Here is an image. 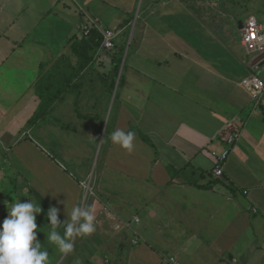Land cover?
<instances>
[{"label":"crops","instance_id":"obj_1","mask_svg":"<svg viewBox=\"0 0 264 264\" xmlns=\"http://www.w3.org/2000/svg\"><path fill=\"white\" fill-rule=\"evenodd\" d=\"M129 1L111 6L109 28L93 15L95 0H0V125L27 121L51 149L34 155L13 136L3 145L4 156L21 159L14 167L5 156L26 189L21 202L40 204L36 220L49 231L50 208L61 224L73 207L93 208L95 233L73 239L62 264H264V94L256 105L243 84L256 73L254 57L199 7L163 0L135 12ZM129 21L139 25L127 40ZM79 25L101 41V30L115 33L114 47L100 43L87 66L72 48L85 36ZM45 75L54 87L44 86ZM118 129L135 133L131 154L111 142ZM233 135L214 177L211 153ZM60 254L50 250L51 264Z\"/></svg>","mask_w":264,"mask_h":264},{"label":"rangeland","instance_id":"obj_2","mask_svg":"<svg viewBox=\"0 0 264 264\" xmlns=\"http://www.w3.org/2000/svg\"><path fill=\"white\" fill-rule=\"evenodd\" d=\"M124 4H122V2ZM163 0H132V6L133 9H136L140 11V7L141 5L146 4L147 2H151V4H156L158 2H161ZM167 1V0H166ZM183 3L188 4L189 6H192L193 8L195 7H199V15L203 17L204 20H213V23H217L218 19H221V21L223 20V24H225V29H227V31L231 30V36L235 37V39H237V41H239V31L237 29V26L235 25L234 21H242L244 22L247 17L252 14L257 20H259L260 22L264 23V0H250V3H246V8L244 9H240L239 10L236 8V10H234L235 12L233 13V11L230 10V8L232 7L231 5L235 4V1L238 0H228L227 2L230 3V5L226 4V0H219L216 7L211 6L212 2H208L209 0H182ZM96 3L101 5V10L97 11L95 9H93V15H99L100 19H101V23L103 24V26L109 27V28H113L116 26L115 22H114V16H115V12H113L112 10V5L114 6L116 3L119 5V8H125V6L129 7L130 6V1L129 0H95ZM100 2V3H99ZM95 4V3H94ZM210 6H209V5ZM110 5V6H108ZM125 5V6H123ZM140 6V7H139ZM208 6V7H207ZM233 10V9H232ZM138 11V17L140 16V12ZM119 12V11H118ZM232 13L234 14V17L232 15ZM118 14V13H117ZM135 15V13H134ZM198 15V16H199ZM124 17V16H123ZM239 17V18H238ZM237 18V19H236ZM138 19V18H137ZM132 21H130V23L126 24L123 32H121V37L122 38H127L128 37H132L133 35V39L136 35V31L138 29V25L139 23L137 22L136 28L132 29ZM120 27H118L117 29H119ZM215 30H220L219 27L214 26ZM131 35V36H130ZM127 40H126V44H127ZM126 48V45H125ZM251 56V55H250ZM63 63H65V60L62 61ZM61 65H65V64H59V66L56 67V69H59V67H61ZM51 72V71H50ZM49 72V73H50ZM52 73V72H51ZM260 78L262 80H264V73H262L260 75ZM43 81H44V85L45 87L47 86H53L51 85L50 82V77L49 75H45V77H43ZM59 83V82H57ZM60 84V83H59ZM57 85H55L56 87ZM54 87V86H53ZM45 102V100H44ZM44 106V111H45V105ZM43 112V107L41 109H39V116L41 115V113ZM27 121H21V124L19 126H8L5 127L3 125H0V141L4 142L1 143L0 142V224H2L3 220L7 217L8 212H7V207H6V202L7 203H11L12 201L15 202L18 199H20V202L22 201L21 198L23 199L24 196L22 195V197L20 198V193H25L24 187L22 186L21 190L17 188V186L19 185L18 182L20 183V179L16 178V176L14 175L16 171H14L13 167H7L8 163L6 160V157L9 158V160H12L13 166L15 167L17 162L20 161L21 159L14 155V156H10V154H6L5 156L3 155V145L7 144V139H9V137L15 138L16 140L19 141V147H27V146H31L33 148H30L31 152L35 155V151H38V153L44 154L45 152L50 153L51 149L48 146V143H46V141L42 138V136L37 135V132H30L28 133L27 131H29L31 129L30 126H26ZM7 128V129H6ZM4 130H12L11 133H7V137L4 138L3 135V131ZM15 132V133H14ZM11 134V135H10ZM15 135V136H14ZM5 139V140H4ZM39 149V150H36ZM18 149H14V151L12 150V153L16 154V151ZM5 151V150H4ZM59 160L60 163L63 165H59L58 163H56V165L63 169L65 168L66 172L72 173V169L70 167H68L61 158H56V161ZM58 161V162H59ZM9 170H8V169ZM11 172H13L14 174H12ZM92 174L94 173V169H92L90 171ZM26 183H30V179H29V175L27 174V172H24L23 174H18ZM90 176V174H89ZM77 177V176H75ZM44 179V178H43ZM18 181V182H17ZM26 183V184H27ZM15 185V186H14ZM23 185V184H22ZM82 189V188H81ZM83 195L85 194V190H83ZM90 192L92 194H94L93 190H90ZM38 196H44L41 192H37ZM40 197V196H39ZM10 207V205H9ZM38 220H36L37 223V228H38V232H37V240L41 243L42 247H44L45 249H47L49 252L51 249H54V245L49 244L48 242V232L49 229L46 226L44 221H40L37 222ZM130 246L127 244V246L124 248L125 249H129ZM124 250H121L122 252ZM120 251V252H121ZM65 255L64 254H60L59 255V259L58 261H56V263L54 264H62V261L65 259ZM101 257L105 258L106 257V253H103L101 255ZM108 259H112L109 260L110 262L113 261V259L116 257V255L114 254H109Z\"/></svg>","mask_w":264,"mask_h":264},{"label":"clouds","instance_id":"obj_3","mask_svg":"<svg viewBox=\"0 0 264 264\" xmlns=\"http://www.w3.org/2000/svg\"><path fill=\"white\" fill-rule=\"evenodd\" d=\"M110 140L129 154L134 150L135 133L132 131L118 129L112 132ZM6 207L8 215L0 224V264H51L49 251L42 247L36 235V217L42 212L40 204L31 198L26 202L18 199L6 202ZM47 219L50 221L48 242L61 254L74 251L73 239L87 238L96 231L94 210L87 205L73 207L70 222H59L56 207L48 210ZM61 225L64 226L63 235L58 231Z\"/></svg>","mask_w":264,"mask_h":264},{"label":"built area","instance_id":"obj_4","mask_svg":"<svg viewBox=\"0 0 264 264\" xmlns=\"http://www.w3.org/2000/svg\"><path fill=\"white\" fill-rule=\"evenodd\" d=\"M91 25L95 28V25ZM237 29L239 31L240 42L245 47L249 55L255 57L264 53V23L258 21L253 15H249L244 22L239 21ZM78 30L83 35H87L90 29H88L87 26L79 25ZM101 34V47L103 49H112L114 47L115 33L111 30H101ZM243 84L255 101L256 105H258L264 94V80H262L258 74L253 73L248 76L246 80H244ZM236 137V135H233L226 139L227 148L222 150V152L217 153L213 151L211 153L216 160V165L212 171V175L214 177H221L223 172V163L229 156V147Z\"/></svg>","mask_w":264,"mask_h":264},{"label":"trees","instance_id":"obj_5","mask_svg":"<svg viewBox=\"0 0 264 264\" xmlns=\"http://www.w3.org/2000/svg\"><path fill=\"white\" fill-rule=\"evenodd\" d=\"M128 17H130L128 20H131L132 17ZM100 43L101 36L97 32L91 31L88 35L82 37V41H80V43L73 45V52L77 56L81 57L84 66H87L92 61L93 54L97 50ZM59 85L60 84H58V86Z\"/></svg>","mask_w":264,"mask_h":264},{"label":"water","instance_id":"obj_6","mask_svg":"<svg viewBox=\"0 0 264 264\" xmlns=\"http://www.w3.org/2000/svg\"><path fill=\"white\" fill-rule=\"evenodd\" d=\"M251 67L254 71H256V74H260L262 72V68H264V53H261L253 58V60L250 63Z\"/></svg>","mask_w":264,"mask_h":264}]
</instances>
